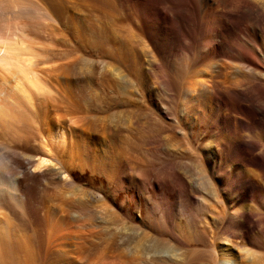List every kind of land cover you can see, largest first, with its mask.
I'll return each instance as SVG.
<instances>
[{"label": "bare ground", "instance_id": "6f19581e", "mask_svg": "<svg viewBox=\"0 0 264 264\" xmlns=\"http://www.w3.org/2000/svg\"><path fill=\"white\" fill-rule=\"evenodd\" d=\"M44 4L0 8V264H264V0Z\"/></svg>", "mask_w": 264, "mask_h": 264}, {"label": "rangeland", "instance_id": "374dc122", "mask_svg": "<svg viewBox=\"0 0 264 264\" xmlns=\"http://www.w3.org/2000/svg\"><path fill=\"white\" fill-rule=\"evenodd\" d=\"M43 2L45 3V0L44 1L43 0H18V1L17 0H1L0 1V8L1 7L2 8H24V7L25 8H47V7L50 8L47 4H44ZM105 2L98 1L95 3L85 4L83 6H80L79 8H86V7L87 8H106V7L108 8V6L110 7V4L108 3V1H105ZM43 4L47 5V6L44 7ZM34 5H36V6H34ZM68 38H70L72 41V38L70 36H68ZM63 43L64 42H61V44H63ZM77 55L78 56L81 55L80 57H82V58L83 57L94 58L96 53L94 52V49H88L85 53H82V54L78 53V54H76V56ZM0 101H1V98H0ZM119 111H120V108H119ZM121 111H122V108H121ZM14 139H15V132L14 133L10 132L9 134H7L4 131H2L1 127H0V146H2V148L0 150L1 152L5 153L6 150H7L6 152H8L10 150L9 152H11L10 154H12L13 149L15 151V140ZM155 165H156L155 169L158 170L157 167L159 166V164L155 163ZM88 180L91 181L92 183H94L95 185L98 184V181H96V180L94 181L90 177H86V176L82 180H77V182H79V185H81V187L88 188L86 185ZM172 199H173V197L170 198L167 195L162 194V193L155 195V200L157 201V203H158L157 205H158L159 209L161 210V212H165L169 208V200H172ZM118 200H119V198H118ZM201 215H202L200 217L201 221L199 220L198 223L190 224V225L185 224L186 223V221H185L183 223V227L181 228V232L177 233L180 236V238H182V240L187 241V243L189 244V247H188V249H190V250H188L189 253L190 254L192 253L193 255L199 254L198 256H204V252L206 250V247H205L206 245L204 246L205 242H203L202 239H203V237L208 236L212 226H214V225H212V224H214L212 217L207 216L205 214V218H203L204 217L203 214H201ZM9 218L12 221V223L10 222V226L11 225L16 226L17 223H19V221L17 222V218H14V216H13V219H12V215L9 216ZM128 219H129L127 221L128 224L136 225V226L139 225V222L135 218H128ZM18 220H20V218ZM159 221L161 224V228L163 227L160 232L162 234L166 235L167 234L166 224L168 222L166 215L160 216ZM20 223H21V221H20ZM14 226H11V227H14ZM19 227H20V225H19ZM15 228L18 229L17 227H15ZM165 237H167V236H165Z\"/></svg>", "mask_w": 264, "mask_h": 264}]
</instances>
